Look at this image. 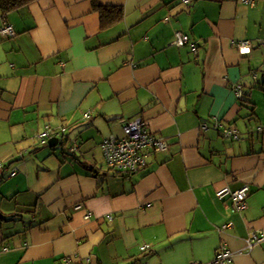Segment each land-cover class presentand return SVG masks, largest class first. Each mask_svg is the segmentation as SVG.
<instances>
[{
  "label": "crops",
  "instance_id": "0c3cea01",
  "mask_svg": "<svg viewBox=\"0 0 264 264\" xmlns=\"http://www.w3.org/2000/svg\"><path fill=\"white\" fill-rule=\"evenodd\" d=\"M134 120L165 149L121 176L102 143ZM0 165V264H217L224 245L225 264H264V239L247 245L264 236V0L0 9ZM244 186V210L217 195Z\"/></svg>",
  "mask_w": 264,
  "mask_h": 264
},
{
  "label": "built area",
  "instance_id": "2783aa9c",
  "mask_svg": "<svg viewBox=\"0 0 264 264\" xmlns=\"http://www.w3.org/2000/svg\"><path fill=\"white\" fill-rule=\"evenodd\" d=\"M189 2L190 0H185ZM245 2L253 3V0H244ZM3 36L11 37L14 35V31L11 25L5 23L2 30ZM189 37L182 32L176 33V39L174 41L175 45L183 46L187 44ZM240 52L247 54L250 52V43L249 41H243L236 44ZM238 90L239 97H242V90ZM85 117H89V114H86ZM124 134L123 139L111 138L103 142L102 149L105 157V161L109 170H114L118 174L123 176H128L140 169L145 168L147 156L145 152L148 150L162 151L165 149V144L161 140H157L151 135L145 128V125L141 120H134L128 122L124 125ZM228 133L231 134L230 131ZM51 132L46 131L39 135V139L42 142H46L50 137ZM3 169V165H0V173ZM249 194V189L247 186L242 187L239 190L231 191L229 188H225L218 192V197L223 198L227 195H230L234 199V202L238 209L244 210L247 208V198ZM232 224H225L222 229L230 227ZM264 239V236H258L257 234L252 235L247 240V245L250 249L254 247L257 243ZM149 249V246H143L141 250L146 251ZM215 259L217 264H225L229 262L232 258V252L227 250V248L222 246V249L219 250ZM65 264H82L80 261L74 260L71 256L66 257ZM146 264V263H145Z\"/></svg>",
  "mask_w": 264,
  "mask_h": 264
},
{
  "label": "trees",
  "instance_id": "16d2710c",
  "mask_svg": "<svg viewBox=\"0 0 264 264\" xmlns=\"http://www.w3.org/2000/svg\"><path fill=\"white\" fill-rule=\"evenodd\" d=\"M33 1L34 0H0V9L3 15H7L12 11H17L29 5ZM106 11L105 8L101 7L100 13L102 18L105 16Z\"/></svg>",
  "mask_w": 264,
  "mask_h": 264
},
{
  "label": "water",
  "instance_id": "95a60500",
  "mask_svg": "<svg viewBox=\"0 0 264 264\" xmlns=\"http://www.w3.org/2000/svg\"><path fill=\"white\" fill-rule=\"evenodd\" d=\"M66 137H68V135L66 133H64L62 136L60 137H54V138H49L47 142V144L50 146V147H56L58 145H61L62 148L64 146H66L68 144V142L70 140H66Z\"/></svg>",
  "mask_w": 264,
  "mask_h": 264
},
{
  "label": "bare ground",
  "instance_id": "6f19581e",
  "mask_svg": "<svg viewBox=\"0 0 264 264\" xmlns=\"http://www.w3.org/2000/svg\"><path fill=\"white\" fill-rule=\"evenodd\" d=\"M103 144V143H102ZM105 158V157H104ZM121 176H123V175H121Z\"/></svg>",
  "mask_w": 264,
  "mask_h": 264
},
{
  "label": "rangeland",
  "instance_id": "374dc122",
  "mask_svg": "<svg viewBox=\"0 0 264 264\" xmlns=\"http://www.w3.org/2000/svg\"><path fill=\"white\" fill-rule=\"evenodd\" d=\"M108 168V167H107ZM114 172V170H112Z\"/></svg>",
  "mask_w": 264,
  "mask_h": 264
}]
</instances>
